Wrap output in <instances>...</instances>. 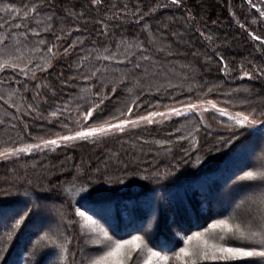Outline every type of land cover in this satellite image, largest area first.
Masks as SVG:
<instances>
[{
  "label": "trees",
  "instance_id": "1",
  "mask_svg": "<svg viewBox=\"0 0 264 264\" xmlns=\"http://www.w3.org/2000/svg\"><path fill=\"white\" fill-rule=\"evenodd\" d=\"M252 35L264 38V18L248 0H181L179 6L171 0H0V64L7 63L0 69V150L199 100L264 122V44ZM234 133L243 134L233 139ZM260 139L202 112L0 161V248L6 249L0 264H24L23 257L37 264V235L52 236L47 229L26 243L27 227L45 220L51 227L55 218L69 230L75 220L74 233L57 230V244L38 264L59 253L60 244L69 245L72 264L79 241L75 207L112 239L142 236L148 249L167 257L163 264H185L180 249L187 237L213 220L264 214L261 176L237 180L263 165ZM157 171L173 175L141 179ZM81 188L100 190L95 214L81 206L79 196L87 194ZM25 207L31 211L9 239Z\"/></svg>",
  "mask_w": 264,
  "mask_h": 264
},
{
  "label": "snow or ice",
  "instance_id": "2",
  "mask_svg": "<svg viewBox=\"0 0 264 264\" xmlns=\"http://www.w3.org/2000/svg\"><path fill=\"white\" fill-rule=\"evenodd\" d=\"M98 0H93V3H97ZM253 8L259 12L260 17L264 18V7H257L256 4L252 3V0H248ZM173 5L179 6L181 0H171ZM261 4L264 5V0H261ZM34 10V9H33ZM243 27V26H242ZM203 35V33H201ZM251 35V34H250ZM211 39V37H207ZM253 40L261 41L264 44V38L259 35H252ZM51 51V49H49ZM67 52V49H65ZM109 59V57H104ZM127 59V57L125 58ZM141 59L147 60L149 57L141 55ZM130 62V61H129ZM7 66V63L0 64V69H3ZM13 68L16 67L15 64L12 65ZM134 67L139 68L140 64L134 65ZM244 76L251 78V74L245 72ZM189 111H192L196 108V105L189 104L187 105ZM132 109L129 108L128 112L131 113ZM221 115H226L227 113L224 110H220ZM169 112L172 115L179 116L181 112L179 109L171 108ZM56 115V113H53ZM161 115L163 113H149L148 116H141L139 120L147 121L152 123L151 119L153 116ZM92 116V109H89L84 116V120H87ZM229 119L233 120L235 125L238 128L243 129L244 132L249 133L251 136H259L264 138V122L258 121L254 113H237L236 116H230ZM128 124L135 125V121H130L128 119L119 120L117 123L112 124L105 122L103 125L98 127H90L85 130L75 131L73 135L60 136L58 139L43 141L47 146L48 144L56 145L59 141L66 142L71 140H87L90 137H94L97 134L111 133L115 131L123 132L124 128ZM243 133H234L233 139L237 135H242ZM229 144L232 143L231 140L228 141ZM34 147H39V145H29L26 148L15 149L13 154L19 152H28ZM195 147V144L193 145ZM5 153L0 152V156H4ZM187 155V153H186ZM173 173L171 171L164 172H154L151 175L142 176L141 179L154 181H164L171 177ZM256 178V173L253 171H244L242 176L237 177L238 181L252 180ZM264 180V175L260 177ZM117 183H123L122 180H118ZM66 192L69 195L73 194V189H66ZM79 191L86 192L87 194L81 197V200L84 203L81 205L86 207L87 211H93L95 214L97 208V202L93 201L94 194L98 193L100 190L94 189L91 192H88L86 188H81ZM27 195V193H25ZM99 203H107V201L100 200ZM31 209L25 207L16 213L11 224L12 232L8 233L9 239L13 232L18 229L21 224L28 217ZM76 215L79 217H84L88 223H94L90 217H85V212L77 210ZM96 229H93L95 231ZM103 232V229H99ZM211 231V238H206V234ZM104 235L108 237L109 240L112 238L108 236L107 232H104ZM196 238L200 241L194 248H181L180 253L183 257H186L187 260L185 264H196V261H215L220 262V264H264V214H262L256 220H247L242 221L234 214H230L222 219H215L211 224L204 230V232H196L193 236L187 237L185 243L187 244L193 238ZM143 244V237L139 235L131 236V239H117L110 246L107 247V250L103 251L102 254L96 255L93 257H84L81 264H126V259H130L132 252L141 248ZM61 248L62 253H67V248L64 244L58 245ZM6 251L4 248H0V259H3V252ZM149 251L148 260H151L152 257H160L159 252H154L151 249ZM66 258L62 256V259ZM162 259L167 260V257ZM145 264H148V261H145Z\"/></svg>",
  "mask_w": 264,
  "mask_h": 264
},
{
  "label": "rangeland",
  "instance_id": "3",
  "mask_svg": "<svg viewBox=\"0 0 264 264\" xmlns=\"http://www.w3.org/2000/svg\"><path fill=\"white\" fill-rule=\"evenodd\" d=\"M92 73H93V71L91 72V74ZM31 77L34 78L35 76H31ZM189 104L196 105V108L192 111H189V109L187 108V105H189ZM171 108L179 109L181 112V115H179V116L172 115L169 112V109H171ZM220 110H224L227 114L221 115ZM202 112H211L214 115L221 117L228 122H232L233 124H235L234 121L229 119V117L230 116H236V114L238 113V112L233 111L231 109L225 108V107L221 106L220 104L216 103L215 101H211V100H199L196 102L176 104V105H172L168 108H165V109H162L159 111L150 112V113H163L164 114L163 116H161V115L153 116L151 118L153 120L152 123H155V122L162 121V120H169L171 118H177V117H180V116L186 115V114L192 115L195 113H202ZM148 114L149 113L142 114V115L137 116V117H132L128 120L135 121V125L150 124L147 121L139 120V117L148 116ZM112 124H115V123H112ZM101 125H103V124L93 125L91 127H98ZM130 125H133V124H128L125 127H128ZM88 128H90V127H88ZM85 129H86V127H85ZM85 129H82V130H85ZM73 134L74 133H71L68 135H73ZM104 134H106V133H104ZM97 135H103V134H97ZM54 139H58V138H54ZM77 140H80V139H77ZM261 140L262 139H260L259 143L261 144L262 149L264 150V140H262V141ZM71 141H74V140H71ZM71 141L62 142V141L58 140V143L56 145L48 144L47 146L43 143V141H39V142L35 141V142L28 143V144H21L19 146H15V147H8V148L0 150V152L5 153L4 156H0V161H7L8 159L28 155L32 152H42L46 149H53L59 144L63 145V144H66L67 142H71ZM29 145H39V147H34L28 152H19L17 154H13L15 149L26 148ZM263 157H264V153H263ZM260 164H263V165L261 167H259L258 170L255 172L256 176L264 175V159L260 161ZM257 190H258V188H257ZM254 191H256V189L252 190L251 192H254ZM196 192L200 193L199 191H196ZM62 196L64 198H66L67 194L63 193ZM79 199H81L80 196H79ZM32 202H33V200H32ZM56 206L59 207V205H56ZM56 209H58V208H56ZM77 210L78 209L75 207L74 213H76ZM45 216H46V213H45ZM76 216H75V218H76ZM77 217H78V222L75 225L76 226L75 230L77 231V234H79L78 235L79 237L77 236L78 237L77 240H79L78 241L79 243L78 242L75 243V248H76L75 250H77L76 251L77 255L75 253L72 255V259H73L72 264H74V261L76 264H81L84 257H93L94 258L96 255L102 254V252L107 250V247L110 246L115 241L114 239L109 240L108 237H106L104 235V231L101 232L99 230V229H102V226L98 222L93 220L92 218H91V220L94 221V223H88L84 217H79V216H77ZM85 217H87V216H85ZM43 219H44V215H42L41 220H43ZM53 220H54V225L51 227L48 226L46 220L42 223L38 222L36 224H32L30 227H27L29 230V234L27 236L26 243L30 242L31 237H33L34 235L36 236L38 233L43 232L44 230H47V229L49 230V232H47V233L52 236V237H48V235L46 233L42 234V236L37 235L36 238L39 239L37 244H39V246L37 247V250H35V253L33 250V262H36L37 264L39 262V259L42 256V254L47 255L48 251L52 250L51 247L57 244V239H58V237L56 236L58 233L57 230L65 231V233L72 232L71 231L72 225H74L73 222L75 221V220L69 221V225H71L70 226L71 229L69 230L68 226H67V222L65 220L63 221V226L61 223H59L57 225L58 221L56 220V218ZM2 223H4V220L2 222H0V224H2ZM93 229H96V230L93 231ZM8 230H11V227ZM72 233H74V232H72ZM74 235L75 234H73V236ZM211 235H212V233L210 231L208 234H206V238H211ZM2 236H4V234ZM199 243H200V241L194 237L191 241L188 242V244H187L188 246H186L185 248H187V247L194 248ZM68 247H69V245L67 244V248ZM148 250H149L148 247H146V245L143 243L141 245V248L132 252L130 259H126V264H145V261H148V264H163L164 263V259H162L163 256H160L159 258L158 257H152L151 260H148V257H149V251ZM62 256H65V254L62 253L61 250L59 253L50 254L48 256V259L46 260V264H71V263H69V261L68 262L66 261V258L62 259ZM23 260H24V264H28L27 262H25V257L22 258V261ZM29 261L31 262L30 259H29Z\"/></svg>",
  "mask_w": 264,
  "mask_h": 264
},
{
  "label": "water",
  "instance_id": "4",
  "mask_svg": "<svg viewBox=\"0 0 264 264\" xmlns=\"http://www.w3.org/2000/svg\"><path fill=\"white\" fill-rule=\"evenodd\" d=\"M261 1V0H260Z\"/></svg>",
  "mask_w": 264,
  "mask_h": 264
}]
</instances>
